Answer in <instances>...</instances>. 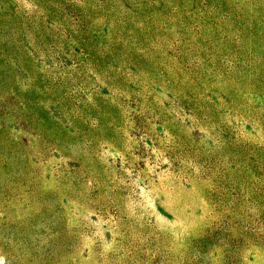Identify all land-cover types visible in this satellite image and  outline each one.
<instances>
[{"label":"rangeland","instance_id":"374dc122","mask_svg":"<svg viewBox=\"0 0 264 264\" xmlns=\"http://www.w3.org/2000/svg\"><path fill=\"white\" fill-rule=\"evenodd\" d=\"M0 264H264V0H0Z\"/></svg>","mask_w":264,"mask_h":264}]
</instances>
